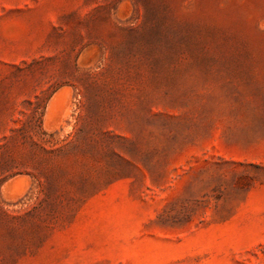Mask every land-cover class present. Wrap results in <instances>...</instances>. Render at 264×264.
I'll list each match as a JSON object with an SVG mask.
<instances>
[{"label":"rangeland","instance_id":"rangeland-1","mask_svg":"<svg viewBox=\"0 0 264 264\" xmlns=\"http://www.w3.org/2000/svg\"><path fill=\"white\" fill-rule=\"evenodd\" d=\"M0 264H264V0H0Z\"/></svg>","mask_w":264,"mask_h":264}]
</instances>
